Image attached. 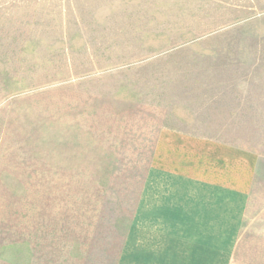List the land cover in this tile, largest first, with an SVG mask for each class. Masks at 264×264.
<instances>
[{
    "label": "rangeland",
    "instance_id": "obj_1",
    "mask_svg": "<svg viewBox=\"0 0 264 264\" xmlns=\"http://www.w3.org/2000/svg\"><path fill=\"white\" fill-rule=\"evenodd\" d=\"M163 127L257 154L264 264V0H0V264H115Z\"/></svg>",
    "mask_w": 264,
    "mask_h": 264
},
{
    "label": "crops",
    "instance_id": "obj_2",
    "mask_svg": "<svg viewBox=\"0 0 264 264\" xmlns=\"http://www.w3.org/2000/svg\"><path fill=\"white\" fill-rule=\"evenodd\" d=\"M257 163L237 144L160 128L115 264H253L236 254Z\"/></svg>",
    "mask_w": 264,
    "mask_h": 264
}]
</instances>
